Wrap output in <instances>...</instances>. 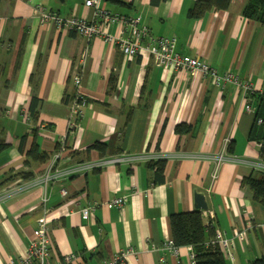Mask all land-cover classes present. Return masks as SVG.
I'll return each instance as SVG.
<instances>
[{
	"label": "crops",
	"instance_id": "obj_1",
	"mask_svg": "<svg viewBox=\"0 0 264 264\" xmlns=\"http://www.w3.org/2000/svg\"><path fill=\"white\" fill-rule=\"evenodd\" d=\"M247 1L231 0L226 10L191 19L195 0H102L113 12L139 16L153 36L173 37L176 51L237 81L217 86L210 73L156 66L149 53L127 56L93 36L79 85L86 104L71 131L70 75L86 42L41 23L35 7L87 19L92 9L84 0H0V137L7 144L0 152V264L24 252L44 205L50 208L51 263L76 253L80 261L70 264H99L127 250L124 264H189L190 246H179L177 261L163 243L170 238L169 216L196 209L195 192L207 203L204 222L228 241V264L264 255V210L241 184L243 177H259L255 163L264 161L261 141L248 138L256 111L264 128V23L243 16ZM105 30L114 34L119 26ZM33 94L36 118L29 113ZM178 124L190 126L189 132L176 133ZM33 141L51 157L58 150L57 167L103 157L88 149L96 141L107 144L106 155L139 157L44 184L51 157L24 162ZM160 159L164 180L154 182L147 163ZM119 196L126 197L121 206H107ZM91 201L98 206L83 219L78 210Z\"/></svg>",
	"mask_w": 264,
	"mask_h": 264
},
{
	"label": "built area",
	"instance_id": "obj_2",
	"mask_svg": "<svg viewBox=\"0 0 264 264\" xmlns=\"http://www.w3.org/2000/svg\"><path fill=\"white\" fill-rule=\"evenodd\" d=\"M84 5L92 9V18L87 19L84 16H76L71 14L69 16H61L58 12L46 10L41 5L35 7L36 16L41 23H52L58 29L71 31L81 35L86 42L80 55L76 59V66L70 75V81L75 88V92L69 99V111L67 117L68 130L73 131L82 117V106L86 104V100L79 90L81 82V69L84 67L87 58L88 42L93 36H101L104 41L115 43L119 46L124 55L132 56L140 52L149 53L156 66L169 67L174 70H197L203 74L210 73L213 82L219 86L221 81H231L233 78L231 73H226L223 76H218L215 71L211 70L205 62L196 57H192L176 51L175 39L166 36H153L149 28L140 23L139 16L126 15L118 12H113L103 6L102 0H84ZM109 24H117L119 30L110 34L105 30ZM125 31L128 32L124 35ZM243 92L246 93L250 90L247 83H240ZM264 94V92H263ZM250 109L249 106H246ZM61 139L60 142H63ZM264 143V140L263 142ZM60 153L58 150L52 155L47 169L42 175V181L59 180L68 178L74 174H82L91 171L95 168L102 167L106 164H120L129 163L138 158V155H131L128 153L109 154L100 157L96 160H88L75 163L71 166L57 167L56 161L59 159ZM223 160V155L220 154L216 157L219 163ZM258 170L264 172V161L255 163ZM61 194L68 195L66 189H61ZM41 200L45 204L47 195L43 193ZM126 200L125 196L114 197L107 203L108 207L121 206ZM98 203L91 201L88 205L79 208V213L83 219H86L90 213L97 208ZM50 208L45 205L42 208L43 215L38 219L37 225L32 232V236L24 250L16 259L9 258L5 264H70L80 261V255L76 253L65 254L62 258L51 263L49 261L51 249L50 227L47 214ZM204 214V210L202 211ZM212 245H216L223 253V255L230 260H233V254L229 248L228 241L224 239L220 233H215V237L211 240ZM163 247L167 249L173 257L178 261V248L173 244L169 238L164 241ZM129 251H120L109 260H103L99 264H124L126 254ZM189 264H195V253L191 249L189 253Z\"/></svg>",
	"mask_w": 264,
	"mask_h": 264
},
{
	"label": "trees",
	"instance_id": "obj_3",
	"mask_svg": "<svg viewBox=\"0 0 264 264\" xmlns=\"http://www.w3.org/2000/svg\"><path fill=\"white\" fill-rule=\"evenodd\" d=\"M230 3L231 0H195L194 5L188 10L187 16L191 19H198L212 10H226L229 8ZM242 14L248 19L264 23V0H248ZM113 83L114 79L112 78L110 84L112 85ZM38 105L39 99L33 94L29 106V113L32 118L38 116ZM131 113L132 109L126 113L123 125L127 124L130 120ZM259 117V112L256 111L254 124L248 138L254 139L255 137V140H259L262 143L264 140V128L262 125L256 123ZM262 121L264 123V120ZM189 130L190 126L182 124L175 126V132L178 134L189 132ZM6 147L7 144L0 137V152ZM107 147L105 142L96 141L89 145L88 149H95L100 155L105 156L108 150ZM260 156L264 159V143L261 145ZM25 157V163H38L46 162L51 155L40 151L38 144L33 141L30 148L26 151ZM164 163L165 161L161 159L147 163L148 167L153 170L154 182H162L164 180ZM18 175L27 179L32 176V173H20ZM241 184L248 187L251 191L252 201L257 202L264 210V172H261L259 177H243ZM169 226L170 239L173 244L177 248L179 246H190L195 253V264H228L222 251L216 245L211 244V240L215 237V231L204 222L202 210L194 209L186 212L172 213L169 216ZM249 264H264V255L251 260Z\"/></svg>",
	"mask_w": 264,
	"mask_h": 264
},
{
	"label": "water",
	"instance_id": "obj_4",
	"mask_svg": "<svg viewBox=\"0 0 264 264\" xmlns=\"http://www.w3.org/2000/svg\"><path fill=\"white\" fill-rule=\"evenodd\" d=\"M194 202H195V208L199 210H206L207 209V203L205 200V197L203 193L201 192H195L194 193Z\"/></svg>",
	"mask_w": 264,
	"mask_h": 264
}]
</instances>
